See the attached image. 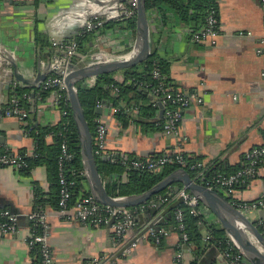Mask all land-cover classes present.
Listing matches in <instances>:
<instances>
[{"label": "crops", "instance_id": "1", "mask_svg": "<svg viewBox=\"0 0 264 264\" xmlns=\"http://www.w3.org/2000/svg\"><path fill=\"white\" fill-rule=\"evenodd\" d=\"M96 1L0 0V151L9 148L12 153L33 156L36 141L27 127L43 129L58 126L62 121V111L54 104L53 93L47 91L38 95L34 86L42 80H35L38 75L45 78L48 75L49 62L55 53L53 42L77 39L79 29L91 14L90 3ZM218 10L220 35L216 45L190 43L188 25L176 20L156 33L155 45L171 62L170 77L174 84L203 95V103H194L184 112L181 140L165 134L163 128H145L133 120L123 125L116 117L117 112L103 108L99 116L108 126L106 152L109 156L106 158L116 154L155 157L172 153L181 144L178 150L203 161L208 171L229 173L244 165L247 151L264 143V54L257 52L264 20L261 0H218ZM152 16L150 40L156 24V14ZM132 20L113 21L105 29L78 38L80 49L89 52L100 46L115 55L130 53L138 43L137 18L135 24ZM15 74L30 83L21 81ZM18 87L30 95L25 105L29 117L25 121L3 114ZM150 100L152 103V98ZM121 104L126 106L127 103ZM134 108L136 116L139 110ZM155 117L161 119L160 107ZM45 142L49 149L45 150L44 160L29 170L0 166V208H9L21 215L17 235L0 232V264H41L40 257L28 244L32 223L27 214L38 205L48 214L50 245L57 264H102L103 260L111 258H115L117 264H177L178 255L182 256V264H192L196 246L183 242L181 232L172 225L173 217L161 223L160 228L167 234L159 244L145 233L146 225L155 217L163 219L164 209L177 198L152 217L144 213L143 223L138 221L127 231L126 245L139 238L127 255L123 254L126 246L117 243L110 225H93L75 218L76 200L85 192H91L86 167V180L80 181L81 191L79 188L74 191L68 214H60L58 205H54L58 189L55 171L48 162L55 154V139L47 135ZM236 195L245 200L264 195V164L250 184L237 187ZM262 209L248 217L257 226L264 219ZM200 215L203 240L209 242L206 236L210 224L224 228L203 202ZM210 247L214 245L210 243L200 253L198 264Z\"/></svg>", "mask_w": 264, "mask_h": 264}, {"label": "built area", "instance_id": "2", "mask_svg": "<svg viewBox=\"0 0 264 264\" xmlns=\"http://www.w3.org/2000/svg\"><path fill=\"white\" fill-rule=\"evenodd\" d=\"M261 6L264 17V0H261ZM90 7L91 14L86 18L82 27L79 29L77 39L56 40L53 42L55 53L49 62L48 75L44 80L36 83L34 86V88L38 90V93L42 91L53 93L54 104L61 109L63 117L69 115V110L63 107L64 102L67 104L69 100L66 78L72 71L92 64L130 59L134 55V50L130 53L115 55L100 46H95L89 52H82L80 49V40L78 38H85L95 31L104 29L107 24L113 21L136 19L138 13V0H98L96 2H91ZM241 34L250 35V33L244 32H241ZM219 35V10L216 4H209L201 24L198 28L188 32V41L190 43L197 42L216 45ZM257 52L259 54H264V20L263 32L260 37ZM162 58L165 60L163 56H161L160 59ZM154 59L160 61L159 57H155ZM166 60L170 61L167 58ZM123 71L124 69L112 72L114 73L113 77L117 81H122ZM152 74L157 80V84L153 88H150L149 84H145V88L152 96L154 105L161 104L164 107L163 131L165 134L173 135L181 140L180 125L184 117V112L194 103H203V95L197 90H186L174 85H169L165 81V76L159 67H155ZM98 76L99 75L90 76L84 79L83 84L87 87L99 85ZM117 76H120L122 79H118ZM112 89L113 93L116 94L118 88L112 85ZM27 97H29V95L24 93L22 98ZM103 108L110 109L113 113L119 110L118 106L108 105L101 99L96 100L94 106L95 116L91 127L93 134V149L96 158H106V156H109L106 152L108 126L99 116V111ZM129 111L131 113L136 112L134 107L130 108ZM3 114L7 117L15 116L24 121L29 117V112L23 107L21 98L16 95L12 97L5 107ZM67 123H64V125ZM31 129V125L26 129L29 134ZM50 135L54 137V133ZM59 135H61L62 140L58 159L60 186L58 211L62 215H67L74 195V186L77 185L80 191L82 187L80 182L69 179L66 174L68 167H70L74 159V153L70 148L68 136L63 132H60ZM180 148L181 144H178L177 150L172 153L155 157H135L130 161L122 160L121 164L127 169L142 172L162 171L168 166H174L177 170H186L190 174H195L196 178L200 179V183L206 187L224 193L228 200L245 213L247 217L252 216L253 213L264 207V195L252 200H245L236 195L237 187L250 184L257 176L260 166L264 164V143L247 151L244 165L237 171L231 173H209L203 161H189L178 150ZM33 156H29L27 153H12L9 148H6L0 151V166L23 170L28 167L27 158ZM113 156L114 155H110L108 158L112 159L111 161H115ZM86 175L88 177L87 171ZM176 198H182V203L188 207L189 214L195 216L200 215V206L202 203L200 197L187 187H181L178 192H176L174 188H171L164 193L155 194L147 201L135 206L106 205L101 203L91 192H85L74 204L75 218L83 223L110 225L117 243L121 247L126 246L123 250V254L127 255L132 252L139 240V238H137L131 242L130 245H126L125 241L127 231L138 224V216L143 215L148 209L156 207L158 204H170ZM20 216L19 213L9 208H0V232L9 235H17ZM174 216L177 222L175 228L181 232L183 242L185 243L189 239L185 231V212L183 209L177 208L174 211ZM27 218L32 223V231L28 238V244L31 250L38 253L41 264H57L56 257L50 245L51 225L48 221L46 210L41 206H36L27 214ZM202 223L203 221L199 220V224L202 225ZM146 226V235L156 244H159L162 237L167 234L165 229L150 225ZM258 227L264 235V219L259 221ZM206 239L213 243L214 247L217 248L218 252L225 258L228 264H251L235 247L229 237H226V239H218L208 230ZM176 262L177 264H182L181 255L176 257ZM102 264H117V260L115 258L105 259Z\"/></svg>", "mask_w": 264, "mask_h": 264}, {"label": "trees", "instance_id": "3", "mask_svg": "<svg viewBox=\"0 0 264 264\" xmlns=\"http://www.w3.org/2000/svg\"><path fill=\"white\" fill-rule=\"evenodd\" d=\"M209 4H216L218 7V0H145L146 11L148 19L153 18L152 13L156 14L155 17V27L154 32L151 35V55L143 62L131 68L124 69L123 80L117 81L113 75L114 73H106L98 76L99 85L95 87H87L83 84L84 80H81L78 86V95L84 109L85 117L92 127L93 118L95 116L94 106L97 99H101L108 105L118 106L119 110L116 113V117L123 125H128L131 120L136 122L138 125L145 128L162 129L164 118L156 119V111L159 105H154L151 102L152 96L149 91L146 90L145 84H149L150 88H153L157 84V80L153 77V70L155 67H159L165 76V81L169 85H174L170 77V64L171 62L166 60V57L159 52V48L156 44L157 37L156 33L164 31L169 24L174 20L188 25V32L198 28L201 24L203 16L209 6ZM135 24L136 20H132ZM110 24V23H109ZM107 24L104 29L109 25ZM190 30V31H189ZM188 34V33H187ZM91 35V34H90ZM89 36V35H88ZM87 36V37H88ZM86 38V37H85ZM197 43V42H195ZM163 56L165 60L161 58ZM155 57H159L160 61L155 60ZM112 85L118 88L116 94L113 93ZM38 92V90L35 88ZM25 90L22 88L16 89V96L21 98L22 105H28L27 102L30 100V95L27 98H22ZM47 91H42L38 95H44ZM153 100V98H152ZM127 103L126 106L121 103ZM137 107L138 113L136 116L129 111L130 108ZM69 110V115L62 118V121L58 126L47 127V128H36L32 126L30 135L35 138L36 141V151L33 157L27 158L28 167L23 170H29L32 166L37 165L44 160L45 150L49 149L45 139L47 135L54 133L55 146L53 145V150L55 154L49 159V163L53 165L56 181H57V195L54 205H58L59 201V168L58 159L60 155V144L61 135L63 132L68 136L70 148L74 153V159L72 160L70 167L66 171L69 179L80 182L81 180H86L84 175L85 164L81 154V142L79 139L78 131L73 118L72 109L70 106V101L67 104L64 102V107ZM68 122V123H67ZM64 123H67L64 125ZM67 127V128H66ZM189 161H197L184 155ZM115 161H111L110 158H97L99 173L104 179L106 189L111 196H130L134 194L144 193L163 178L171 174L173 171L177 170L174 166L165 167L162 171L157 172H142L133 169H127L121 164L122 160L130 161L135 158L132 155L124 157L123 155H114ZM241 168V167H240ZM240 168H236L231 172L237 171ZM209 173L219 172L216 169L208 171ZM229 172V173H231ZM227 173V172H223ZM125 175L126 179L123 178ZM192 177L200 182V179L196 178V175L191 173ZM183 187V186H181ZM77 185L74 186V191L78 189ZM173 186L166 188L160 193H164ZM89 193V192H87ZM73 201V200H72ZM171 204V203H170ZM41 206V205H38ZM183 209L185 212V231L188 234V241L185 244L196 246L195 258L192 264H198V256L206 247L211 243V241L206 242L203 240L201 225L199 220L202 219L201 215L195 216L189 214L188 207L184 203H180L178 207L173 209L172 213V225L177 226V222L174 216V211L177 209ZM209 231L218 238L226 239L224 230L218 228L216 224H210L208 226ZM260 229V228H259ZM178 230V229H177ZM261 230V229H260ZM226 247V246H225ZM34 253H37L33 250ZM38 254V253H37ZM39 256V255H38Z\"/></svg>", "mask_w": 264, "mask_h": 264}, {"label": "water", "instance_id": "4", "mask_svg": "<svg viewBox=\"0 0 264 264\" xmlns=\"http://www.w3.org/2000/svg\"><path fill=\"white\" fill-rule=\"evenodd\" d=\"M137 33L138 43L134 49V55L130 59L102 62L75 69L66 78L70 106L81 142V154L88 174L91 193L101 203L106 205L135 206L147 201L153 195L158 194L171 186H173L175 191L178 192L181 188L179 184H182L184 187H187L189 190L198 195L201 201L213 211L221 222L228 237L247 261L251 264H264V235L259 227L250 218H248L245 213L235 207L225 196L218 191L210 189L202 183L196 181L186 170L178 169L173 171L144 193L117 197L111 196L108 193L104 179L99 173L97 158L93 149L92 129L84 114V109L78 95V86L81 80L90 76L112 73L131 68L143 62L151 55L150 22L146 11L145 0H138ZM15 75L21 81L30 83V80L25 79L23 76L18 74ZM44 78L45 75H38L35 82L43 80ZM159 107L162 117L164 107L161 104H159ZM1 117L2 111L0 110V121ZM181 202L182 198H178L176 202L164 209L163 219L162 217H155L149 225L160 228L161 223L164 220L172 217L170 211L178 207ZM163 207L164 204H158L156 207L148 209L145 213L146 215L152 217ZM262 212L264 213V209L260 211V213ZM143 219V215L138 216L139 223L142 224ZM248 234L255 237L258 245L249 239ZM130 244L131 243H129V245ZM125 248L126 247H124L123 250ZM201 264L228 263L225 258L219 254L216 247H210V249L202 255Z\"/></svg>", "mask_w": 264, "mask_h": 264}, {"label": "bare ground", "instance_id": "5", "mask_svg": "<svg viewBox=\"0 0 264 264\" xmlns=\"http://www.w3.org/2000/svg\"><path fill=\"white\" fill-rule=\"evenodd\" d=\"M248 237H249V236H248ZM252 238H253V239H250V237H249V239H250L251 241L254 240L253 242L256 243V244L258 245V242L255 240V237L252 236Z\"/></svg>", "mask_w": 264, "mask_h": 264}]
</instances>
